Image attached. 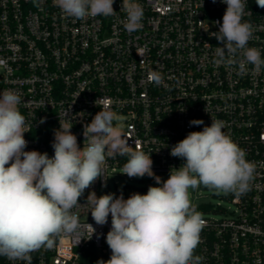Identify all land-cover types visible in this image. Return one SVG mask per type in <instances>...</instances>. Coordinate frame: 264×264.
<instances>
[{
	"label": "built area",
	"instance_id": "1",
	"mask_svg": "<svg viewBox=\"0 0 264 264\" xmlns=\"http://www.w3.org/2000/svg\"><path fill=\"white\" fill-rule=\"evenodd\" d=\"M143 6L142 28L128 33L122 0L116 14L83 20L66 17L53 0H0V92L19 93L20 111L29 125L25 151L54 156V132L69 118L82 148L84 126L103 105L123 117L128 144L151 155L155 174H170L184 160L170 155L172 146L192 131H202L212 119L256 164L250 190L230 193L233 208L220 217L202 216L204 226L195 255L201 264H264V67L217 65L213 53L227 5L221 0H138ZM243 20L253 27L248 47L264 58V8L246 0ZM241 58L237 53V59ZM158 72L163 83L148 79ZM203 120L190 126L191 120ZM44 122L41 123L40 121ZM126 157L107 159L104 177L85 189L112 194L109 178L121 170ZM151 186V185H150ZM200 208L210 211L209 203ZM84 226L83 239L58 237L52 248L33 251L31 264H97L111 249L106 235L111 215L101 226L88 207L74 209ZM90 224L95 232L91 239ZM0 264H25L0 256Z\"/></svg>",
	"mask_w": 264,
	"mask_h": 264
},
{
	"label": "clouds",
	"instance_id": "2",
	"mask_svg": "<svg viewBox=\"0 0 264 264\" xmlns=\"http://www.w3.org/2000/svg\"><path fill=\"white\" fill-rule=\"evenodd\" d=\"M213 3L216 0H212ZM227 5L222 23L213 37L218 41L214 63L236 66L240 74L248 65L259 72L264 67L261 51L248 47L251 23L243 20L246 0H221ZM63 15L76 20L109 17L116 14L114 0H53ZM264 8V0H256ZM126 13L123 27L128 33L142 28L143 6L138 0H122ZM241 58L237 59V53ZM148 79L160 85L162 76L150 71ZM19 93L0 92V256L10 261L31 264V253L41 247L52 248L58 237L71 236L79 243L84 226L78 212L88 207L97 225H105L111 215L106 243L111 249L107 261L97 264H201L195 255L204 226L201 213L190 199L189 189L201 186L218 193L237 196L250 190L256 164L246 159L240 148L223 129L225 123L213 120L202 131H192L172 146L170 155L185 161L170 171L161 182L152 171L151 155L129 146L123 117L103 105L92 121L84 126V145H78L71 132L72 120L60 119L54 132V156L36 150L25 151L24 134L29 125L20 111ZM41 123L44 121L41 120ZM190 126L203 120H191ZM126 157L121 173L129 178L153 177L157 185L146 194H104L90 192L87 203L78 201L85 189L104 177L107 159ZM91 239L95 229L88 224Z\"/></svg>",
	"mask_w": 264,
	"mask_h": 264
},
{
	"label": "rangeland",
	"instance_id": "3",
	"mask_svg": "<svg viewBox=\"0 0 264 264\" xmlns=\"http://www.w3.org/2000/svg\"><path fill=\"white\" fill-rule=\"evenodd\" d=\"M121 170L119 169L112 172L109 178V191L117 197L122 194L123 197L127 199L133 193L146 194L150 185L160 186L156 184L153 177L144 176L142 178H129L127 175L120 174ZM155 176H159L161 182L169 178V174H155ZM189 193L193 205L196 206V210L201 213L202 216L220 217L224 215V211H229L233 208V204L228 198L230 193H218L215 190L203 186L197 189H189ZM203 203H209V212H204L200 208V205Z\"/></svg>",
	"mask_w": 264,
	"mask_h": 264
}]
</instances>
